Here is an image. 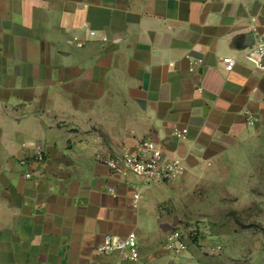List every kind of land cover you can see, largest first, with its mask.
Listing matches in <instances>:
<instances>
[{
  "label": "crops",
  "instance_id": "0c3cea01",
  "mask_svg": "<svg viewBox=\"0 0 264 264\" xmlns=\"http://www.w3.org/2000/svg\"><path fill=\"white\" fill-rule=\"evenodd\" d=\"M258 33L264 0H0V264H264V73L242 56ZM142 139L183 174L109 168ZM195 177L224 189V221L175 254L165 204ZM131 230L136 262L96 251Z\"/></svg>",
  "mask_w": 264,
  "mask_h": 264
},
{
  "label": "built area",
  "instance_id": "2783aa9c",
  "mask_svg": "<svg viewBox=\"0 0 264 264\" xmlns=\"http://www.w3.org/2000/svg\"><path fill=\"white\" fill-rule=\"evenodd\" d=\"M94 32V31H92ZM106 39V36H103ZM244 58L252 62L257 69L264 73V34L258 33L251 45L244 48ZM226 70L233 69L238 58L232 55H224L220 59ZM252 121V117H250ZM188 132L186 127L175 128L173 133L176 137L182 138ZM36 158H43L42 151L36 154ZM23 164L25 160L21 161ZM109 168L115 173L125 174L133 172L145 182H161L173 179L185 171V157L183 155L169 153L163 146L150 139H142L135 147H124L121 154L112 155L106 160ZM31 172H27L29 177ZM116 192V188H111ZM140 193H134L135 203L138 204ZM185 233L177 228L169 231L165 244L175 254H180L187 247ZM98 253H119L126 260L134 263L139 257V239L135 230L124 235L107 234L102 241L96 245ZM117 264V262H115Z\"/></svg>",
  "mask_w": 264,
  "mask_h": 264
},
{
  "label": "rangeland",
  "instance_id": "374dc122",
  "mask_svg": "<svg viewBox=\"0 0 264 264\" xmlns=\"http://www.w3.org/2000/svg\"><path fill=\"white\" fill-rule=\"evenodd\" d=\"M180 175L175 178H178ZM197 177H195V188L189 187L182 190L178 188H174L173 190L168 189V192L171 191L175 196H172L173 198L165 204L168 215L175 218L174 222L180 221L183 223L179 228L183 231L186 229V232H189L191 238L200 235L201 232L199 231L201 225H204V223L208 226V224H217L218 222L224 221V214L222 210H220L222 204L220 205L214 202V196L222 194L224 189L205 187ZM225 190L233 192L238 189L226 188ZM240 190L238 192L241 197L242 194H240V192L242 193L243 189ZM258 191H260V189L247 188V194L251 196H255ZM248 206L250 207V211H248L250 217L247 220H254L259 210L256 209V204H250ZM232 216L235 217V215ZM236 221L241 222L238 219H236ZM206 225H204V227H206ZM193 227H195V231L191 230ZM184 239L188 246L189 243L187 240L189 239H186V237Z\"/></svg>",
  "mask_w": 264,
  "mask_h": 264
},
{
  "label": "water",
  "instance_id": "95a60500",
  "mask_svg": "<svg viewBox=\"0 0 264 264\" xmlns=\"http://www.w3.org/2000/svg\"><path fill=\"white\" fill-rule=\"evenodd\" d=\"M251 45V44H250Z\"/></svg>",
  "mask_w": 264,
  "mask_h": 264
}]
</instances>
